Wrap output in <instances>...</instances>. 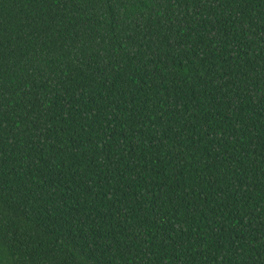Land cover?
<instances>
[{"label": "trees", "instance_id": "1", "mask_svg": "<svg viewBox=\"0 0 264 264\" xmlns=\"http://www.w3.org/2000/svg\"><path fill=\"white\" fill-rule=\"evenodd\" d=\"M0 264H264V0H0Z\"/></svg>", "mask_w": 264, "mask_h": 264}]
</instances>
